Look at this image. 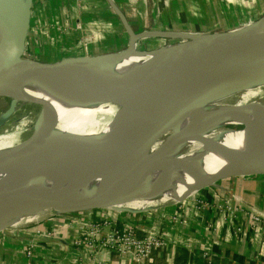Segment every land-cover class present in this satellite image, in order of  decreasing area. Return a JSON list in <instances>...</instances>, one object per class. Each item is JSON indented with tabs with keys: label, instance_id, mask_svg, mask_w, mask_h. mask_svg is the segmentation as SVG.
Instances as JSON below:
<instances>
[{
	"label": "bare ground",
	"instance_id": "1",
	"mask_svg": "<svg viewBox=\"0 0 264 264\" xmlns=\"http://www.w3.org/2000/svg\"><path fill=\"white\" fill-rule=\"evenodd\" d=\"M24 2L25 0H14L13 4ZM17 16L14 7L7 0H2V58L8 56L3 50L5 41L13 39L15 42ZM263 25L264 17L243 28L254 29ZM147 34L149 33H142L140 36ZM168 49L169 46H161L149 52H141L136 43L131 56L121 61L112 72L124 77H137L147 63L157 60ZM252 72H264V63L246 65L229 72H198L190 77V88L202 87L210 81L216 83L198 105L184 112L150 147L129 156L114 178L115 187L125 186L126 192L122 200L109 207L136 213L160 203H176L199 192L204 183L215 176L248 174L252 171L253 164L264 161V74L246 80L239 75ZM97 87L96 81L84 73L65 78L41 77L21 85V89L29 97L43 100L53 108V127L19 154L12 164L0 171V185L21 186L26 180L20 166L24 161L42 160L72 152L84 159L85 156L94 154L98 146L107 139L120 137L140 127L148 122L147 116L159 112L156 99L135 98L110 103L90 97L89 91ZM12 97L15 103H28L16 95ZM227 104L249 105L251 110L239 109L228 115H215ZM46 115V109L42 106V113L34 118L33 125L44 121ZM233 126L239 128L233 130ZM59 134L63 136L59 137ZM21 139L19 130L0 134V151ZM86 149L87 152H84ZM154 162L179 164L152 166ZM77 167H72L74 171L70 175L62 171H49L43 178L36 174L30 185L63 186L73 178L80 168ZM107 176V171L99 174L79 191L102 192ZM181 189L197 191L175 201L163 200L162 193ZM27 212L25 209L0 208V229L15 226L23 217V220H33L36 217L28 216Z\"/></svg>",
	"mask_w": 264,
	"mask_h": 264
},
{
	"label": "water",
	"instance_id": "2",
	"mask_svg": "<svg viewBox=\"0 0 264 264\" xmlns=\"http://www.w3.org/2000/svg\"><path fill=\"white\" fill-rule=\"evenodd\" d=\"M7 1L17 12L18 30L9 55L6 58L0 56V96L10 97L6 113L10 112L15 104L12 96L16 95L30 104L44 106L47 115L41 123L33 125V122V126L23 139L0 151V171L12 164L19 154L30 148L41 135L53 127V108L43 100L29 97L21 89L22 84L34 79L74 77L84 73L98 84L95 90H90L88 93L92 98L110 103L135 98L156 99V106L159 108L158 113L147 116V119L149 118L147 123L120 137L107 139L98 146L94 154L87 155L88 157L85 156L84 159L78 153L72 152L63 156H50L42 160L20 163L26 180L21 186L0 185V208L25 209L28 211V216L36 215L34 219L46 213L62 214L107 207L113 209L109 206L122 200L126 192L125 186L115 187L114 178L118 169L128 161L131 154L150 147L160 135L180 119L184 112L198 105L216 83L210 81L202 87L190 88L188 82L190 77L198 72H229L246 65L264 63V25L254 29L240 27L210 32L154 29L133 31L114 4L110 5L127 31L124 48L94 55H67L47 60L25 58L23 54L31 18L32 0H25L24 4H13L14 0ZM142 33H149L145 36L167 38L168 42L148 49L141 48L139 49L141 52H149L161 46H169V49L157 60L147 63L143 72L137 77H124L112 72L121 61L131 56L137 41L145 37L140 36ZM262 74L264 72L239 75L246 80ZM239 109L251 110L249 105L227 104L215 115L224 116ZM237 128L239 126H233V130ZM61 136L63 135L59 134V137ZM84 152H87V149ZM77 166H80L78 171L63 186L30 185L36 174L43 178L49 171H62L70 175L74 171L72 167ZM251 169L248 174L215 176L204 183L202 188L217 182L245 180L264 182V161L253 164ZM105 171L108 172V176L102 192L79 191ZM24 218H21L18 224L32 221V219L23 220ZM7 227L11 226L3 228Z\"/></svg>",
	"mask_w": 264,
	"mask_h": 264
},
{
	"label": "crops",
	"instance_id": "3",
	"mask_svg": "<svg viewBox=\"0 0 264 264\" xmlns=\"http://www.w3.org/2000/svg\"><path fill=\"white\" fill-rule=\"evenodd\" d=\"M32 4L85 6L82 12L92 19L87 27L95 30L99 39L84 43V48L77 39L78 44L71 49L72 53L66 51L64 55L62 51L61 57L94 55L124 48L127 31L110 4L117 7L133 31L146 26L194 32L234 28L230 25L233 18L220 10V0H168L166 3L162 0H32ZM214 5L217 8L213 9ZM93 6H98L95 7L96 13ZM34 15L32 10L24 52L44 54L43 41L52 48L50 42L62 37V34L57 35L59 29L55 26L61 14L54 8L43 7ZM76 35L78 32L74 31L71 36L75 38ZM101 39L104 50L99 46ZM28 45H31L30 49ZM50 48L49 53L46 50L50 54L46 57L55 56ZM228 190L242 200V207L253 206L264 212V182L245 180L217 182L201 188L195 196L180 204L151 207L136 213L121 212L108 216L92 209L44 214L38 220L0 230V264H264V229L251 222L247 213L227 214L220 207ZM230 203L239 206L233 200ZM104 220L107 222L103 225L105 232L111 225H127L133 227L139 237L147 232L164 236L167 244L153 250L143 260L130 258L108 246L95 244L90 249L78 242L75 244L82 229ZM102 236L100 233L98 240ZM27 248L31 251L29 256L24 254ZM203 251L208 253V259L202 256Z\"/></svg>",
	"mask_w": 264,
	"mask_h": 264
},
{
	"label": "rangeland",
	"instance_id": "4",
	"mask_svg": "<svg viewBox=\"0 0 264 264\" xmlns=\"http://www.w3.org/2000/svg\"><path fill=\"white\" fill-rule=\"evenodd\" d=\"M162 1L165 3L166 1L168 2V0H162ZM220 1L222 3V4H218L220 10L222 11V13L233 18L231 21L233 23H230V25L231 26L234 25V28H240L243 26L245 27L246 25L248 26L253 25L264 17V0H220ZM1 3H2V0H0V4ZM43 7L54 8L55 10H59L61 17H60V20H58V22L60 24L56 22L55 26L57 27V29H59L57 31L58 32L57 35L60 36L62 34V37L61 38L59 37L57 40L50 42L53 45L52 48H50V44L48 42L43 41V44L45 43L44 47L42 48V50H45V52H43L44 54H40V53L35 54L34 52L28 51V52H24L23 54L25 58H31V59L39 58V59L47 60V59H52L56 57H61L59 56V54L60 52L62 53V51H64L63 52L64 55H66V51H69L67 54H71L72 53L71 49L75 48V46L78 44L77 43L78 41H80L81 46L84 48L85 47L84 43L87 44L88 41L96 40V38L99 37L97 36V34H95L96 33L95 30L89 29L87 27L88 24L92 22V19H90L89 15L85 16V14L82 12V8L85 6H82L80 4H32V10L35 15L37 14V11H39L40 9H43ZM95 7H98V6H93L94 13H96ZM211 7L212 6H210V8ZM214 7L217 8L216 5H214L212 8L214 9ZM39 15H38V18H39ZM66 18L68 19L65 20ZM48 20L51 21L50 17L48 18ZM100 21L101 20H99V22ZM151 28L152 27H149V26H146L144 28L141 27L138 31H142V30L150 31L152 30ZM154 30H159V29H154ZM74 31L78 32V36L76 35L75 37L76 39L73 36H71ZM184 31L192 32V30H184ZM77 39L79 40L77 41ZM98 39L99 38H97V40ZM166 42H168L167 38L148 35V36L140 38L137 41V46H138V50L141 48L148 49V48L159 46L162 43H166ZM27 43L30 44L29 40L27 41ZM13 45H14V40L7 39L4 43V48H3L4 54L9 55ZM99 46H101L103 50L105 49V46L102 43V39H101V43H99ZM30 47L31 45H28L29 49ZM49 48L51 49V54L55 56L53 57L45 56L49 53V50H48ZM46 50H48V53L46 52ZM9 101H10V97L0 96V134L4 132L12 131V130H19L21 137L23 139L24 136H26L27 133L29 132L32 126V123L34 122V118L40 113H42V106L39 107L38 105H35V104L16 102L13 105L11 111L6 113V110L9 105ZM152 164H153L152 166H157V165H175L179 163L178 162L176 163L154 162ZM195 191H197V189L173 190V191L162 193V196H163V200L175 201L180 198H183L184 196L190 193H194ZM194 194L191 195L189 198L194 196ZM187 199H184V200H187ZM184 200H181L176 203L175 202L160 203L153 207L155 208L157 206H162V205L180 204ZM230 200H233L236 204H243L242 200H240L238 196L235 195V193L228 190L224 201L229 203ZM147 209L149 208H146L144 210H147ZM98 210L107 214L108 216H111V214H116V213L118 214L121 212H130L128 210H116V209H107V208L106 209L98 208ZM46 214H49V213H46ZM40 216L41 215L37 216V220L40 219ZM116 226H119V225H116ZM124 226H127V225H124Z\"/></svg>",
	"mask_w": 264,
	"mask_h": 264
},
{
	"label": "built area",
	"instance_id": "5",
	"mask_svg": "<svg viewBox=\"0 0 264 264\" xmlns=\"http://www.w3.org/2000/svg\"><path fill=\"white\" fill-rule=\"evenodd\" d=\"M220 207H222L227 214H234L238 211L247 213L251 222L259 224V226L264 229V212L258 210L257 208L253 206L242 207L240 204L239 206H234L230 204V201L229 203L223 201V204ZM105 223L107 222L104 220L100 223L102 225L97 223L87 225L86 228L80 231V237H78L75 241V244L78 242L88 246L90 249H92L95 244L103 247L108 246L120 253L126 254L130 258L137 260L147 259L153 250L157 248H164L167 244L164 236H159L151 232H147L143 234L142 237H139L136 230L130 226L111 225L105 232L103 231V225ZM100 233H103V236L98 240ZM30 252V248L24 250V254L26 256H29ZM207 255L208 253L203 251L202 256H205V258L208 259Z\"/></svg>",
	"mask_w": 264,
	"mask_h": 264
}]
</instances>
